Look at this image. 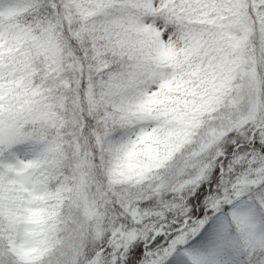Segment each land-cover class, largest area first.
Here are the masks:
<instances>
[{
  "label": "snow or ice",
  "instance_id": "1",
  "mask_svg": "<svg viewBox=\"0 0 264 264\" xmlns=\"http://www.w3.org/2000/svg\"><path fill=\"white\" fill-rule=\"evenodd\" d=\"M0 264H264V0H0Z\"/></svg>",
  "mask_w": 264,
  "mask_h": 264
}]
</instances>
